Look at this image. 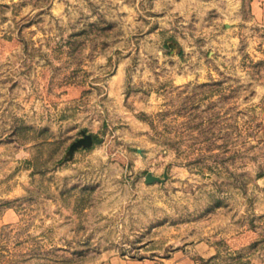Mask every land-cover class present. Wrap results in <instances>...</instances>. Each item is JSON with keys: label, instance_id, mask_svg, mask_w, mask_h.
Returning <instances> with one entry per match:
<instances>
[{"label": "rangeland", "instance_id": "1", "mask_svg": "<svg viewBox=\"0 0 264 264\" xmlns=\"http://www.w3.org/2000/svg\"><path fill=\"white\" fill-rule=\"evenodd\" d=\"M263 10L0 0V264H264Z\"/></svg>", "mask_w": 264, "mask_h": 264}, {"label": "water", "instance_id": "2", "mask_svg": "<svg viewBox=\"0 0 264 264\" xmlns=\"http://www.w3.org/2000/svg\"><path fill=\"white\" fill-rule=\"evenodd\" d=\"M94 145V135L86 131H82V135L73 141L67 151L68 156H72L73 153L83 147H91ZM168 173L165 172L164 177L154 174L152 171H148L146 174V182H155V181H165L167 179Z\"/></svg>", "mask_w": 264, "mask_h": 264}, {"label": "crops", "instance_id": "3", "mask_svg": "<svg viewBox=\"0 0 264 264\" xmlns=\"http://www.w3.org/2000/svg\"><path fill=\"white\" fill-rule=\"evenodd\" d=\"M261 19L262 21H264V10L262 12ZM116 264H139V263L136 260L122 259V260H118Z\"/></svg>", "mask_w": 264, "mask_h": 264}, {"label": "trees", "instance_id": "4", "mask_svg": "<svg viewBox=\"0 0 264 264\" xmlns=\"http://www.w3.org/2000/svg\"><path fill=\"white\" fill-rule=\"evenodd\" d=\"M98 141V138L97 136L94 135V142H97Z\"/></svg>", "mask_w": 264, "mask_h": 264}]
</instances>
